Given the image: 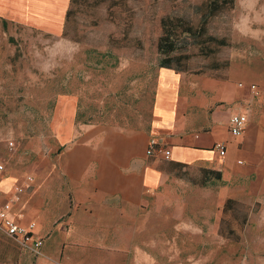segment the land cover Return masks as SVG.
I'll return each mask as SVG.
<instances>
[{"label":"rangeland","instance_id":"374dc122","mask_svg":"<svg viewBox=\"0 0 264 264\" xmlns=\"http://www.w3.org/2000/svg\"><path fill=\"white\" fill-rule=\"evenodd\" d=\"M207 1L81 0L59 34L0 19V163L6 166L0 201L8 212L26 203V214L35 208L44 239L53 225L67 226L79 188L67 180L52 131L56 101L76 99L79 124L151 128L168 57L159 48L163 20L181 18L197 29ZM7 16L38 25L50 18L36 10ZM206 30L204 36L178 32L170 69L186 76L188 88L205 81L243 84L252 118L264 113V0H236L233 9L212 15ZM209 169L205 159L173 166L167 188L144 209L123 215L122 236L135 230V247L104 251L100 264H264L261 187L256 181L250 188L247 169L237 177L222 173L221 180L209 179ZM228 199L235 207L224 213ZM183 219L216 228L215 253L202 241L195 249L185 245L200 236L179 233ZM39 257L0 229V264H36Z\"/></svg>","mask_w":264,"mask_h":264},{"label":"crops","instance_id":"0c3cea01","mask_svg":"<svg viewBox=\"0 0 264 264\" xmlns=\"http://www.w3.org/2000/svg\"><path fill=\"white\" fill-rule=\"evenodd\" d=\"M59 2L0 0V17L59 34L65 29L70 0ZM24 10L40 11L50 18L41 26L7 16L9 12ZM54 24L56 29L50 30ZM185 79L184 74L172 69L160 70L154 119L149 129L77 124L76 99L62 97L56 101L52 131L62 149L60 160L65 164L67 180L79 190L70 207L68 227L53 225L54 231L46 240L40 224H36L41 219L35 208L26 214L30 207L26 203L18 206L19 212H9L20 225L36 224L34 236L43 240L42 249L46 247L36 264H100L104 251L119 250L124 243L128 248L135 247V230L132 235L122 236L126 231L123 215L148 206L173 181V166L194 160L205 159L211 170L235 177L243 176V169L249 170L246 183L251 188L257 181L261 187L256 199L263 205L264 216V113L252 118L247 93L236 83L205 81L192 83L188 88ZM239 113L247 115L249 122L245 135L234 136L229 129L230 120ZM153 138L160 147L149 156L147 151ZM217 142H225L224 156L214 148ZM163 148L171 150L170 160L163 158ZM1 188L7 191L9 187L4 184ZM181 224L177 228L179 233L200 236L194 242H186L188 248L195 249L194 244L202 241L204 248L215 253L214 226L206 230L185 220Z\"/></svg>","mask_w":264,"mask_h":264},{"label":"trees","instance_id":"16d2710c","mask_svg":"<svg viewBox=\"0 0 264 264\" xmlns=\"http://www.w3.org/2000/svg\"><path fill=\"white\" fill-rule=\"evenodd\" d=\"M81 0H70V6L69 9L67 10L66 14V21H65V28L70 20V18L73 16L75 13V6L80 4ZM236 0H208L202 5V8L204 9V14L202 17V25L199 26L197 29L196 27L194 28L193 26H189L186 22H184L181 18H164L163 20V29H164V34L159 40V48L160 52L164 55H167L168 57L166 58V64L162 65V68H169L170 69V59H173L171 56L178 47L177 41H178V35L181 30L184 33H188L191 36H204L206 34V22L207 20L219 13H222L224 11L233 9L235 6ZM0 19L4 23H8L10 21L1 18ZM13 23V22H12ZM65 33V32H64ZM221 43H224V40H219ZM179 72H185L186 70L184 68H181L178 70ZM78 115V114H77ZM80 115L76 116V123H78V117ZM79 124V123H78ZM206 173L209 176V179L214 178V179H222V172L216 171V170H206ZM235 200L233 199H228L225 203L224 207V213H227L228 211H231L233 209ZM245 223V222H244Z\"/></svg>","mask_w":264,"mask_h":264},{"label":"built area","instance_id":"2783aa9c","mask_svg":"<svg viewBox=\"0 0 264 264\" xmlns=\"http://www.w3.org/2000/svg\"><path fill=\"white\" fill-rule=\"evenodd\" d=\"M239 87L243 88V84H239ZM250 88L252 90L256 89L255 85H251ZM248 117L245 114L239 113L232 116L230 120V132L234 136H243L247 131L248 126ZM147 154L152 156L157 149L160 147V143L156 138L151 139ZM214 148L220 153L221 156L226 154V144L225 142H217L214 145ZM172 152L170 149L163 148L162 149V156L166 160H170ZM5 167L3 164L0 163V179L2 178ZM12 201V197H10ZM9 208L10 205L3 206L0 201V229L9 237L17 241L23 246H28V248L35 253L36 255L42 254V246L43 240L40 238H36L34 236V230L36 228V224L32 223L29 226H23L16 223L10 216H9Z\"/></svg>","mask_w":264,"mask_h":264}]
</instances>
